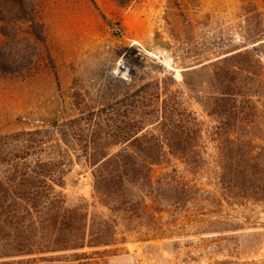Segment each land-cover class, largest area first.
Returning <instances> with one entry per match:
<instances>
[{"label":"rangeland","instance_id":"obj_1","mask_svg":"<svg viewBox=\"0 0 264 264\" xmlns=\"http://www.w3.org/2000/svg\"><path fill=\"white\" fill-rule=\"evenodd\" d=\"M37 4L47 31V51L29 74L0 71V156L40 166L38 170L56 176L55 183L44 182L43 177L36 181L39 204L54 195L65 208L92 202L94 168L86 146L93 130L143 127L139 135H147L144 142L161 141L165 146L156 175L176 170L189 191L172 205L162 202L167 235L150 241L129 237L125 243L95 249L100 254L90 261L264 264V201L248 197L228 203L217 178L222 163L217 146L227 133L235 140L252 141L255 150L264 148V69L259 67H264L260 45L264 0H37ZM133 41L140 44V52L137 45L130 47ZM128 48L130 82L114 73L115 63ZM236 50L252 56L237 61L249 70L242 80L246 75L251 78L243 87L248 96L238 97V102L220 93L219 84L235 86L234 75L224 63L213 65ZM123 75L130 80L126 72ZM165 106L176 111L175 125L157 122L158 110ZM143 112L147 115L141 119ZM193 112L201 123L199 143L205 152L196 174L193 155L168 153L169 144L193 148L197 138ZM123 147L115 145L109 151L114 154ZM193 188L201 191L194 194ZM72 253L3 257L0 264H79L67 260Z\"/></svg>","mask_w":264,"mask_h":264},{"label":"trees","instance_id":"obj_2","mask_svg":"<svg viewBox=\"0 0 264 264\" xmlns=\"http://www.w3.org/2000/svg\"><path fill=\"white\" fill-rule=\"evenodd\" d=\"M46 40L47 31L38 16L37 0H0L1 72L31 73L38 60L43 58L44 49L47 51ZM260 45L264 48V42ZM234 52L213 65L224 63L228 73L234 75L235 86L226 88L219 84L220 93L238 102V97L248 96L243 87L251 78L246 75L242 80L249 70L238 66L237 61L243 56L249 59L252 56L248 51ZM261 53L264 54V50ZM161 109L157 122L162 126L175 125L176 111L167 106ZM145 115L143 112L141 119ZM239 120L243 119L239 117ZM192 123L197 136L193 148L169 144L168 153L182 157L193 155V174H196L202 169L205 152L199 143L201 123L194 112ZM142 131L143 127L106 131L98 126L93 130L86 146L88 161L94 168L92 202L72 208L63 207L58 195L39 204L36 181L43 177L44 182L55 183L58 180L54 174L38 170L40 166L10 162L0 156V258L74 252L68 261L100 264L96 260L90 261L100 254L95 249L125 243L132 236L150 241L167 235L169 230L161 216L162 202L167 200L172 205L189 190L186 183L178 180L176 170L156 175L155 167L162 165L166 155L165 146L161 141L156 144L144 142L147 135H139ZM231 135L227 133L217 146L222 159L217 177L222 197L228 203L248 197L264 201V161L261 160L264 148L255 150L252 141L235 140ZM115 145L124 147L113 154L109 150ZM200 191L193 188L194 194ZM91 208H102V212ZM85 250L94 251L88 253Z\"/></svg>","mask_w":264,"mask_h":264},{"label":"built area","instance_id":"obj_3","mask_svg":"<svg viewBox=\"0 0 264 264\" xmlns=\"http://www.w3.org/2000/svg\"><path fill=\"white\" fill-rule=\"evenodd\" d=\"M120 32L119 29L116 30V33L118 34ZM133 45H137L139 48H137L136 50H138V52L141 51V46L138 42L136 41H133V43L130 45L133 46ZM128 53H131L130 52V48H128L125 52L122 53L121 57L117 60V62L115 63V70H114V73L116 76H118L119 78L127 81V82H130L131 81V74H132V70H133V65L131 64L130 62V54ZM116 71H119L118 74H116ZM123 71L126 72V74L128 76H130V80H128L124 75H123Z\"/></svg>","mask_w":264,"mask_h":264},{"label":"bare ground","instance_id":"obj_4","mask_svg":"<svg viewBox=\"0 0 264 264\" xmlns=\"http://www.w3.org/2000/svg\"><path fill=\"white\" fill-rule=\"evenodd\" d=\"M119 72V71H118ZM123 73H125L124 71H123Z\"/></svg>","mask_w":264,"mask_h":264}]
</instances>
